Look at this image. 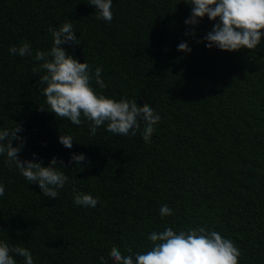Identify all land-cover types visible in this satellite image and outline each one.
Wrapping results in <instances>:
<instances>
[{
    "label": "trees",
    "instance_id": "obj_1",
    "mask_svg": "<svg viewBox=\"0 0 264 264\" xmlns=\"http://www.w3.org/2000/svg\"><path fill=\"white\" fill-rule=\"evenodd\" d=\"M88 3L0 0V130L20 124L19 159L47 166L55 157L69 178L47 198L0 156V241L27 248L34 264H101L100 257L113 264L114 246L144 253L152 231L205 227L238 246V264H264V37L254 50L208 49L203 37L214 22L205 16L186 36L191 9L181 0H113L111 23L97 20ZM65 22L80 45L63 47L102 69L106 88L93 81L98 92L149 104L161 116L150 143L143 120L134 136L106 125L92 136L83 118L75 126L48 111L31 71L40 62L9 48L27 41L33 55L47 51L48 29ZM181 42L190 53L177 50ZM60 135L72 136L71 149ZM81 153L82 166L70 162ZM77 192L98 197L96 207L75 205ZM164 204L174 215L160 216Z\"/></svg>",
    "mask_w": 264,
    "mask_h": 264
},
{
    "label": "clouds",
    "instance_id": "obj_2",
    "mask_svg": "<svg viewBox=\"0 0 264 264\" xmlns=\"http://www.w3.org/2000/svg\"><path fill=\"white\" fill-rule=\"evenodd\" d=\"M112 2L113 0H89L88 5L95 9L97 20L111 23ZM181 3L191 9L190 16L184 22L190 26L186 36H195V28L205 16L214 22L211 31L203 37L208 49L215 47L227 52L254 50L264 37V0H181ZM48 31L52 36V45L47 51L36 50L33 55V49L27 41L9 48L10 54L32 56L35 61L40 62L31 71L39 77L38 85L43 86L42 94L50 109L48 111L54 113L56 118L66 119L75 126H80L86 120L92 136L97 134L98 127L104 125L106 131L113 134L127 136L131 133L134 136L140 128L139 121L143 120L142 138L150 143L151 136L156 131L155 126L161 120L153 107L149 104L137 105L136 100L123 97L114 100L93 87L94 81L99 89L106 88L101 78L102 69H93L86 62H78L63 47L80 45L79 39L74 35L72 23L65 22L58 28L50 27ZM177 50L186 54L191 52L186 42H181ZM39 110L45 111L42 106H39ZM21 132L20 124H16L11 130H0V156H6V166L14 165L29 184H37L45 197L56 199L59 196L58 190L64 188L69 179L59 169H65L67 165L55 157L50 159L47 166H42L38 160L34 162L19 159V153L25 147V137L18 135ZM14 140L17 141L15 147L12 144ZM58 142L71 149L74 141L71 135H60ZM35 156L33 153L34 159ZM86 159L83 153L70 156V162H75V165L82 166ZM4 193L5 186L0 184V197ZM98 202V197L80 192L76 193L73 200L75 205L92 208ZM159 214L161 217L174 215L167 204L161 206ZM146 239L150 248L144 253H133L131 247H126L127 254H124L118 247H112L108 255L113 264H238L241 256L240 249L232 240L205 227L178 232L172 227H166L161 232H150ZM13 254L23 257L24 264H34L27 248L10 247L0 241V264H16ZM100 262L107 264L104 257H100Z\"/></svg>",
    "mask_w": 264,
    "mask_h": 264
}]
</instances>
